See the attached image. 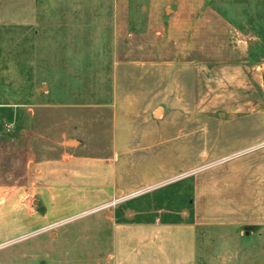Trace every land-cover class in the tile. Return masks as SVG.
<instances>
[{"label":"crops","instance_id":"crops-1","mask_svg":"<svg viewBox=\"0 0 264 264\" xmlns=\"http://www.w3.org/2000/svg\"><path fill=\"white\" fill-rule=\"evenodd\" d=\"M112 13L110 153L0 187V264H198L201 234L264 231L251 38L208 0H113Z\"/></svg>","mask_w":264,"mask_h":264},{"label":"rangeland","instance_id":"rangeland-1","mask_svg":"<svg viewBox=\"0 0 264 264\" xmlns=\"http://www.w3.org/2000/svg\"><path fill=\"white\" fill-rule=\"evenodd\" d=\"M208 1L264 63V0ZM112 9L113 0H0V120L12 126L0 138V187L29 184L35 164L110 153ZM200 241L198 264H264V231Z\"/></svg>","mask_w":264,"mask_h":264},{"label":"built area","instance_id":"built-area-1","mask_svg":"<svg viewBox=\"0 0 264 264\" xmlns=\"http://www.w3.org/2000/svg\"><path fill=\"white\" fill-rule=\"evenodd\" d=\"M11 129H12L11 124L3 123L0 120V138L4 137L5 135H9L11 133ZM123 201H124L123 198L115 199L111 203H109L108 205H105L104 207H102L101 209L115 207L118 204H121Z\"/></svg>","mask_w":264,"mask_h":264},{"label":"trees","instance_id":"trees-1","mask_svg":"<svg viewBox=\"0 0 264 264\" xmlns=\"http://www.w3.org/2000/svg\"><path fill=\"white\" fill-rule=\"evenodd\" d=\"M254 57H255V55L251 54V58H253V59H254ZM259 61H260V59H259V60H257V62H259Z\"/></svg>","mask_w":264,"mask_h":264}]
</instances>
